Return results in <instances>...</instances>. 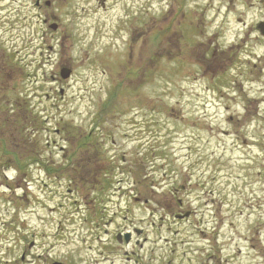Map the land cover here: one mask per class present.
Listing matches in <instances>:
<instances>
[{
    "label": "rangeland",
    "instance_id": "1",
    "mask_svg": "<svg viewBox=\"0 0 264 264\" xmlns=\"http://www.w3.org/2000/svg\"><path fill=\"white\" fill-rule=\"evenodd\" d=\"M106 2L103 8L100 0H53L50 7L43 3L45 9H38L36 0H0V103L7 105L6 109L12 104L24 114L28 124L25 132L23 127L13 134L19 142L15 148L11 147V136L0 128V172L5 168L13 173L9 167L17 169L33 156L45 158L49 164L47 158L50 161L55 154L52 148L43 146L42 136L48 135L42 127L64 129L70 124L79 132L88 130V124L93 125L92 118L101 108L99 101L103 103L107 97L110 101L113 96L110 93L114 82L107 74L109 68L115 83L121 82L124 87L118 94L117 105L114 98L113 110L109 107L107 110V129H114L110 134L116 139V146L111 149L119 147L122 155L129 151L127 158H132L135 166L155 170L156 177L164 171L173 176L174 170L185 188L179 191L185 195L183 208L194 212L183 222L176 239L159 244L153 243L160 236L156 230L159 228L148 223L155 221L151 210H156L159 216L166 214L171 222L172 207L168 210L164 202L153 200L152 208L145 214L144 206H139V215L130 209L126 214L135 215V226L138 219L144 218L142 228L145 226L150 231L144 234L142 230V235L135 233L134 242L121 249V264H132L125 254L127 251L132 254L135 244L138 246L135 252L138 250L140 254L138 258L144 257L149 264H164V261L166 264L172 258L175 264H200L196 258L191 261L177 256L183 250V241H187L185 232H191L188 241L201 240L202 235H197L196 231L205 225L210 230L200 241L204 264H264V36L253 31L254 25L264 20V0ZM51 15L56 20L44 22L45 17ZM240 16L249 27L238 21ZM52 22L57 23V30L49 27ZM190 33H193L191 37ZM196 62L201 65H195ZM205 64L218 75L220 72V77L216 82L210 80L205 68L198 84H202L199 89L203 91V98L210 101L205 104L210 108L201 109L202 102L198 106L193 101L195 93L183 98L178 86L185 74L202 70ZM62 66L73 69L70 79L61 78ZM61 88L65 89L63 95ZM199 93L201 100L202 93ZM194 113L200 116L198 125ZM206 113L211 115L210 120ZM9 127L12 129L11 125ZM133 127L135 136L159 130L163 135V149L140 147L143 154L139 153L138 146L122 135L127 130L131 134ZM25 135L34 141L28 142ZM77 136L80 134L69 138L73 145L68 138L53 133L50 141L81 147L82 138ZM57 151L62 155L61 150ZM96 152L103 150L93 148L90 152L103 160ZM106 168L111 169V166L99 164L92 170L102 181ZM81 171L79 168V174ZM160 181L158 179L156 184ZM146 183V180L142 182L141 187ZM15 184L0 187V257L3 252L7 254L14 246H19L20 234L29 239L32 232L36 233V247L32 251L38 256L53 243L60 252L66 251L67 247L62 246L65 227L59 228V221L65 215L74 216L75 223L68 227L67 233L75 230L78 236H71L74 241L84 233L91 238L90 231L99 232L92 223L85 224L84 216L75 206L65 205L63 199L54 203L57 195L67 196L66 188L53 185L43 188L38 181L29 185L31 201L25 204ZM150 191L145 193L150 196ZM53 204H61L62 208L47 210V206ZM107 209L111 216L115 209L110 203ZM119 210L116 209V215L120 223L114 222L118 229L124 230L126 222L122 221V216L125 212L120 215ZM17 213L25 219L20 228L19 224L12 229L3 224L8 219L6 223L13 220ZM156 220L160 218L157 216ZM127 223L129 228L135 227ZM15 226H18L17 231ZM151 232L153 237H150ZM215 232H218L217 237ZM144 236L147 237L146 249L136 242L143 241ZM67 241L69 238L64 239ZM70 247L75 252L68 261L82 264L81 258H76V246L71 244ZM196 247L197 243L186 249ZM6 254L2 256L5 258Z\"/></svg>",
    "mask_w": 264,
    "mask_h": 264
},
{
    "label": "flooded vegetation",
    "instance_id": "2",
    "mask_svg": "<svg viewBox=\"0 0 264 264\" xmlns=\"http://www.w3.org/2000/svg\"><path fill=\"white\" fill-rule=\"evenodd\" d=\"M33 242L31 243L30 247L33 246ZM26 255H27V248L25 247L24 248V251L21 253V260L24 261L26 259ZM35 259L34 258H31L29 261L30 262H33Z\"/></svg>",
    "mask_w": 264,
    "mask_h": 264
}]
</instances>
